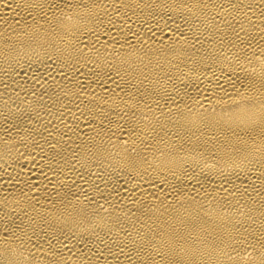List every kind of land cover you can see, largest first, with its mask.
Instances as JSON below:
<instances>
[{"label": "bare ground", "instance_id": "obj_1", "mask_svg": "<svg viewBox=\"0 0 264 264\" xmlns=\"http://www.w3.org/2000/svg\"><path fill=\"white\" fill-rule=\"evenodd\" d=\"M0 264H264V0H0Z\"/></svg>", "mask_w": 264, "mask_h": 264}]
</instances>
